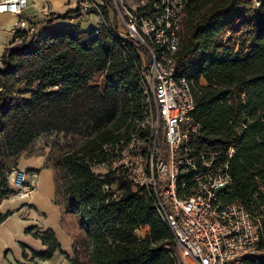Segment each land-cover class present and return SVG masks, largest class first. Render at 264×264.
Returning a JSON list of instances; mask_svg holds the SVG:
<instances>
[{"label":"trees","instance_id":"1","mask_svg":"<svg viewBox=\"0 0 264 264\" xmlns=\"http://www.w3.org/2000/svg\"><path fill=\"white\" fill-rule=\"evenodd\" d=\"M108 5L102 8L99 27L83 30L79 23L66 22L52 26L58 19L80 14V7L65 15L51 13L41 26L35 23L33 36L17 32L13 45L4 50L0 201L12 196L8 175L22 155L35 152L31 147L38 137L52 132L86 135L81 145L51 160L48 156L46 162L55 173L62 226L70 236L77 227L88 242L84 255L73 242L70 264H176L173 233L152 198L140 195L127 180L93 170L108 157L104 146L127 139L145 118L139 46L110 25ZM177 71L179 76L188 75L195 86L194 119L201 128L191 135L192 152L233 145V183L224 198L260 215L264 211V0H191L182 19ZM105 184H116L119 197L112 198ZM9 215L0 216V223ZM143 226H149L150 232L139 238L136 231ZM34 235L47 250L33 252V260L50 259L60 250L53 230ZM240 264H264V260L250 257Z\"/></svg>","mask_w":264,"mask_h":264},{"label":"built area","instance_id":"2","mask_svg":"<svg viewBox=\"0 0 264 264\" xmlns=\"http://www.w3.org/2000/svg\"><path fill=\"white\" fill-rule=\"evenodd\" d=\"M30 0H0V13L18 16L15 34L37 32L24 16ZM117 30L143 49L140 86L146 97L145 118L127 139L105 145L107 159L95 164L97 175L112 173L132 184L140 195L152 198L160 217L173 233L176 264H240L243 259L264 260V211L254 216L242 204L224 195L232 183L230 158L235 148L194 154L191 135L201 126L194 119V83L178 75L177 59L184 10L191 0H149L132 7L113 0ZM85 3L89 6H85ZM102 19L103 2L79 0ZM85 12V10H84ZM0 56V67H3ZM16 196L37 189L36 174L13 169L8 175ZM105 191L118 198L116 184Z\"/></svg>","mask_w":264,"mask_h":264},{"label":"crops","instance_id":"3","mask_svg":"<svg viewBox=\"0 0 264 264\" xmlns=\"http://www.w3.org/2000/svg\"><path fill=\"white\" fill-rule=\"evenodd\" d=\"M78 8L77 0H30L24 16L38 24L48 19L51 13L65 15ZM78 14H70L67 20L58 19L52 26L63 22L81 24ZM96 15V14H95ZM97 16V15H96ZM88 17V16H87ZM18 16L0 13V56L12 45ZM97 16L95 23H100ZM94 23V24H95ZM88 24V23H87ZM47 154H24L20 157L17 170L27 171L29 176L36 174L37 189L27 197L9 196L0 201V216H7L0 223V264H70L73 256V239L61 222V207L55 202L56 185L54 170L46 166ZM32 229V231H28ZM53 230L60 244L52 258L32 259L33 252H44L47 246L34 234ZM24 253L28 257H24Z\"/></svg>","mask_w":264,"mask_h":264},{"label":"rangeland","instance_id":"4","mask_svg":"<svg viewBox=\"0 0 264 264\" xmlns=\"http://www.w3.org/2000/svg\"><path fill=\"white\" fill-rule=\"evenodd\" d=\"M92 1L98 2V3L103 2L104 4H109L108 5V11L110 14L109 22H110L111 26L117 28V20H116L117 14H116L115 6H114V1L113 0H111V1L110 0H92ZM143 1L145 3L149 2V0H124V3L126 5L128 4L132 7H135L137 5L142 4ZM77 6L81 7L79 4V0H77ZM86 6H89V5H87L85 3L84 7H86ZM84 10H85V12H84ZM84 10H81L80 15H78L80 20L82 22L86 23V24H83L84 28H86V30H91L94 27H99L100 24L95 23L97 20V16L95 15V13L90 11L91 9H87V10L84 9ZM80 26H81V24H80ZM16 42L20 43V40H18ZM138 50L141 53V55L146 60H148V56H147L146 52L143 49H141L140 47ZM97 81L99 83L103 84L101 77H98ZM37 87H38V84H36L32 90H35ZM24 88L25 87H23L22 90ZM85 139H86V135L78 137V136H70V135H65L62 133L52 132L50 134H45V135H41L40 137H38L34 141L31 148H33L37 153L39 152V154H47L49 156V160H51L55 156H57L61 153L75 149L76 147L81 145ZM16 194H17V190H14L12 195H16ZM59 198L61 199V194L59 195ZM74 228H76V230L74 232H72L71 237L73 239V242H76L75 246L77 247V249L81 250L79 255H84L86 252V251L84 252V247H86L85 245L88 246V242L86 240L85 233L83 231H80L79 229H77V227H75V226H74ZM74 228L72 229V231L74 230ZM149 232H150V227L149 226H143L142 228H140L139 230L136 231V234L139 238H144V237H146L147 234H149Z\"/></svg>","mask_w":264,"mask_h":264}]
</instances>
